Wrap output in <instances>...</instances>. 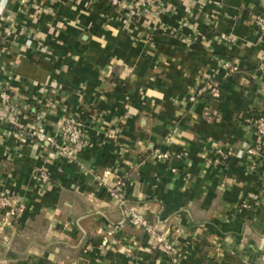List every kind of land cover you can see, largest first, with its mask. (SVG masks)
<instances>
[{
  "label": "crops",
  "instance_id": "0c3cea01",
  "mask_svg": "<svg viewBox=\"0 0 264 264\" xmlns=\"http://www.w3.org/2000/svg\"><path fill=\"white\" fill-rule=\"evenodd\" d=\"M133 1L3 0L0 80L26 107L0 103V193L26 212L0 227V264H264V145L240 153L259 141L253 121L264 114V33L254 21L264 0H157L142 17L129 14ZM224 60L240 70L224 71ZM209 78L221 97L191 101ZM70 113L94 138L76 160L19 140L32 123L56 133ZM107 128L119 139L105 138ZM225 145L236 154L213 166ZM158 148L183 152L178 173L154 158ZM106 168L170 232L172 254L98 186ZM38 170L49 183L35 180Z\"/></svg>",
  "mask_w": 264,
  "mask_h": 264
},
{
  "label": "built area",
  "instance_id": "2783aa9c",
  "mask_svg": "<svg viewBox=\"0 0 264 264\" xmlns=\"http://www.w3.org/2000/svg\"><path fill=\"white\" fill-rule=\"evenodd\" d=\"M113 6L119 7L126 3L127 0H109ZM20 2L27 6L30 0H20ZM157 0H134L129 3V10L131 15L138 14L141 17L146 13L145 9L156 4ZM160 15L159 11L155 12ZM254 21L261 33H264V13L255 14ZM220 40H229V35L224 33L218 36ZM222 69L229 73H235L240 70L239 63L232 60H224ZM203 94H209L212 98L218 99L221 97V84L217 78H209L203 85L197 88L196 92L190 97L191 101H196L197 98ZM0 103L3 105H10L14 108L17 114H23V102L19 101L14 93L11 92L10 87L0 80ZM254 129L259 135V141L248 144L242 151V154L250 156L260 155L264 145V114L257 116L253 121ZM18 136L21 142L27 139H34L41 144H46L51 147L58 154L70 159H77L76 150L79 146L94 143V138L84 130V123L81 115L77 113L68 114L63 122L60 124L56 133H48L46 129L36 123L27 126H22L18 129ZM121 133L118 128H107L103 133L105 138L111 140L119 139ZM167 142L170 138L167 137ZM236 154L233 146L225 145L218 147L213 155L210 157V163L215 167H225L226 160H229ZM154 158L162 162L168 163L173 173H178V168L173 164L183 158V152L173 151L171 149L158 148L154 151ZM34 178L38 183L47 184L50 181V175L45 170H38L34 174ZM98 186L105 189L110 196L112 202L117 204L123 211L126 221L134 227L142 229L147 235L154 239V242L162 246L168 254H172L176 249V245L171 239L169 231H161L158 225L152 221L144 212L133 207L125 196L126 180L119 175L114 169L106 168L102 173L96 175ZM250 202L244 200L241 204L242 208L250 207ZM26 212V205L17 200L11 193H0V227L3 225H11L14 220L20 219ZM91 248L88 246V249Z\"/></svg>",
  "mask_w": 264,
  "mask_h": 264
},
{
  "label": "trees",
  "instance_id": "16d2710c",
  "mask_svg": "<svg viewBox=\"0 0 264 264\" xmlns=\"http://www.w3.org/2000/svg\"><path fill=\"white\" fill-rule=\"evenodd\" d=\"M104 6L106 9H111L112 7L115 8V6H113L109 0H104ZM260 13H264L263 10H260V9H257V14H260ZM218 79H221V77H219ZM222 91V90H221ZM201 96H210L209 94H203ZM82 119V118H81ZM213 155V154H212ZM228 160H226L227 162Z\"/></svg>",
  "mask_w": 264,
  "mask_h": 264
},
{
  "label": "clouds",
  "instance_id": "9594fccd",
  "mask_svg": "<svg viewBox=\"0 0 264 264\" xmlns=\"http://www.w3.org/2000/svg\"><path fill=\"white\" fill-rule=\"evenodd\" d=\"M2 2H3V0H0V6H2Z\"/></svg>",
  "mask_w": 264,
  "mask_h": 264
}]
</instances>
